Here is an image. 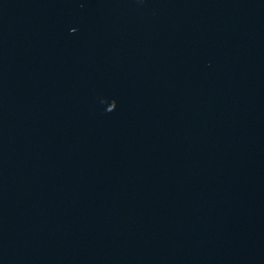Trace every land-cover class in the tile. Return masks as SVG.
I'll return each mask as SVG.
<instances>
[{"label": "water", "instance_id": "water-1", "mask_svg": "<svg viewBox=\"0 0 264 264\" xmlns=\"http://www.w3.org/2000/svg\"><path fill=\"white\" fill-rule=\"evenodd\" d=\"M0 264H264V0H0Z\"/></svg>", "mask_w": 264, "mask_h": 264}]
</instances>
